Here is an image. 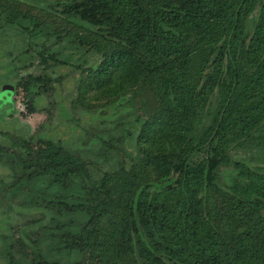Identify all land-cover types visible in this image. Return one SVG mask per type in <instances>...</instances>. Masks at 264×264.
Segmentation results:
<instances>
[{
  "label": "trees",
  "instance_id": "obj_1",
  "mask_svg": "<svg viewBox=\"0 0 264 264\" xmlns=\"http://www.w3.org/2000/svg\"><path fill=\"white\" fill-rule=\"evenodd\" d=\"M33 1L0 0V39L20 34L43 68L62 65L55 45L78 55L55 77L76 75L77 99L138 105L95 148L1 132L6 194L42 215L3 236L5 264H264V0Z\"/></svg>",
  "mask_w": 264,
  "mask_h": 264
},
{
  "label": "rangeland",
  "instance_id": "obj_2",
  "mask_svg": "<svg viewBox=\"0 0 264 264\" xmlns=\"http://www.w3.org/2000/svg\"><path fill=\"white\" fill-rule=\"evenodd\" d=\"M20 2L23 8H28V4L31 3L38 6V3L33 0H20ZM33 10V13H40L37 7ZM257 13L255 11L254 17ZM41 39L38 37L35 40L41 41ZM25 46V41L20 34L10 29H7V35L0 39V87L3 83L14 84L17 80L23 81L29 75L34 77L50 75L54 81L48 84V90L37 96L27 92L24 85H19L17 92L12 95L13 106L6 96L0 95V145H6L9 142V139L1 132L9 131L19 137L32 138V146L43 145L45 139L53 138L61 140L68 149L95 148L99 144L98 138L105 137L108 130L114 132L118 121L126 124L125 121L133 118L137 113L136 104L138 103L129 101V105H123L125 99L122 98L114 102L117 107H111L110 102L97 107V103L101 101L99 95L95 90H83V85L81 93L84 98L77 99L76 75L66 77L60 86L55 77L67 72L71 65L77 63L78 55L65 59L68 57V52H60V48L55 45L52 51L61 53L57 57L62 65L51 69L43 68L39 59L32 57L34 53L20 54ZM9 51L12 54H7ZM9 57L13 58V64L10 67L7 65ZM60 99L67 111L66 114L58 107L57 101ZM30 102L33 103L35 110L29 108ZM233 155L234 157L243 156L242 153H233ZM232 173L229 167L220 169L222 180L225 183H230ZM1 180L6 183L11 180V177L8 168L0 163V264H5L1 253L3 236L8 240H13L15 236L24 235V231L35 229L39 224V222L30 224V220L41 218L42 215L38 210L21 208L20 199L6 194ZM45 219L46 216L43 220ZM194 264H201V262L196 259Z\"/></svg>",
  "mask_w": 264,
  "mask_h": 264
},
{
  "label": "water",
  "instance_id": "obj_3",
  "mask_svg": "<svg viewBox=\"0 0 264 264\" xmlns=\"http://www.w3.org/2000/svg\"><path fill=\"white\" fill-rule=\"evenodd\" d=\"M12 90V86L8 83H4L0 88V95H5Z\"/></svg>",
  "mask_w": 264,
  "mask_h": 264
}]
</instances>
